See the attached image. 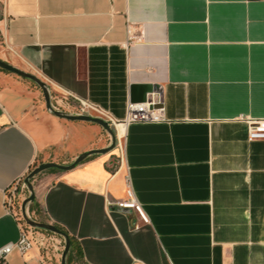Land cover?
<instances>
[{
	"label": "crops",
	"instance_id": "crops-1",
	"mask_svg": "<svg viewBox=\"0 0 264 264\" xmlns=\"http://www.w3.org/2000/svg\"><path fill=\"white\" fill-rule=\"evenodd\" d=\"M1 1L0 58L51 99L71 93L121 121L132 98L158 96L167 119L114 127L110 151L33 185L28 212L72 238L69 264H264V139L245 120L264 117V0ZM104 132L0 68V247L20 235L4 206L12 183L106 147ZM128 178L148 222L117 204ZM55 262L34 245L8 264Z\"/></svg>",
	"mask_w": 264,
	"mask_h": 264
},
{
	"label": "built area",
	"instance_id": "built-area-1",
	"mask_svg": "<svg viewBox=\"0 0 264 264\" xmlns=\"http://www.w3.org/2000/svg\"><path fill=\"white\" fill-rule=\"evenodd\" d=\"M68 95L73 96L71 93H66L56 99L52 97L53 107L60 110L67 109L66 111L75 114H86L103 118L108 121L112 127H116L119 123L126 126L133 122H162L167 120L164 115V108L161 105V101L158 96H153L141 102L130 101L127 105L126 117L120 121L114 119L107 111L88 99L73 96L76 103H72L67 97ZM245 120L248 126V139H264V117H250ZM119 148L121 154L123 155L124 145L119 144ZM28 189L25 177H19L4 193V206L7 213L17 216L21 224L19 238L14 242L7 243L0 247V264H8L10 254L15 249L22 255H25L34 245H38L41 249L47 251L50 248V245L55 248V245L61 242L60 239L55 237L54 233L30 226L23 219L20 206H18L20 211H18V213L15 212L17 209L16 197L18 196L15 192L17 191L20 195H22L28 191ZM117 204L120 207L133 208L144 222L149 221L143 205L138 201L131 187L129 178L127 197L123 200L117 201ZM29 216L31 215L29 214Z\"/></svg>",
	"mask_w": 264,
	"mask_h": 264
},
{
	"label": "water",
	"instance_id": "water-1",
	"mask_svg": "<svg viewBox=\"0 0 264 264\" xmlns=\"http://www.w3.org/2000/svg\"><path fill=\"white\" fill-rule=\"evenodd\" d=\"M0 68L16 73L22 77L28 78L34 81L35 83H37L43 91L48 109L55 115L62 117V118L69 119V120H81V121H89V122L97 123L101 125L105 130H107L111 135V142L106 147L95 148V149L85 151L79 154L76 157V159L72 163H69V164L58 163L56 161L41 162L39 165L34 167L25 177V182L28 185L30 194L22 202V205H21L22 217L30 226L37 228V229L46 230L54 234H58L64 238L65 245H64V250L62 251V255H61V264H67V257H68V253L71 248V240L68 234L65 233L63 230H61L59 227H57L53 223L46 222V221H38L32 218L31 216H29L28 207H27L28 203L33 202L36 198L32 179L38 173L44 170H47L50 168H57L59 170H68V169L75 167L78 163L82 162L84 159H86L90 155L106 153L110 151L115 146V143H116L115 129L114 127L110 125L108 121H106L103 118L90 116L86 114H75V113H71L66 110L55 109L52 105L51 91H50L49 86L43 80H41L37 75L24 71L1 58H0ZM146 92H152V90L149 89V90H146ZM131 101H133V98L131 99Z\"/></svg>",
	"mask_w": 264,
	"mask_h": 264
},
{
	"label": "rangeland",
	"instance_id": "rangeland-1",
	"mask_svg": "<svg viewBox=\"0 0 264 264\" xmlns=\"http://www.w3.org/2000/svg\"><path fill=\"white\" fill-rule=\"evenodd\" d=\"M2 7H3V3H2V1L0 0V17H1V10H2ZM5 45H4V39H3V37H2V34L0 33V49H3V47H4ZM53 97H54V99H56V98H58L60 95L56 92V91H53ZM105 136H106V138H107V140L108 141H110V138H111V135H110V133L107 131V130H105ZM40 163H36V165L34 166V167H36L37 165H39ZM33 167V168H34ZM44 171H46L47 172V170H44ZM44 171H42V172H40V173H38L34 178H33V180H32V183H33V185H36V186H38V185H41L42 183H45V181H46V179H45V176H46V172H44ZM15 194L16 195H18L17 197H16V202L18 203L19 201H20V193H18L17 191L15 192ZM19 204V203H18ZM17 210L18 211H20V209L18 208V205H17ZM29 214L31 215V217L32 218H35L36 219V217L29 211ZM40 216V215H39ZM38 216V218L36 219V220H40V219H42L43 217H39ZM43 220V219H42ZM44 221V220H43ZM55 235V237L56 238H58V239H60L61 240V242L60 243H57V245H55V248L52 246V245H50V248L47 250V251H49L50 253H54V254H56V262H55V264H61V255H62V251L64 250V245H65V243H64V238L62 237V236H60V235H58V234H54ZM46 251V250H45ZM75 264V263H74Z\"/></svg>",
	"mask_w": 264,
	"mask_h": 264
},
{
	"label": "trees",
	"instance_id": "trees-1",
	"mask_svg": "<svg viewBox=\"0 0 264 264\" xmlns=\"http://www.w3.org/2000/svg\"><path fill=\"white\" fill-rule=\"evenodd\" d=\"M49 170H54V171H60L59 169H57V168H50ZM57 227H59L58 225H56ZM61 230H63L65 233H66V231L64 230V229H62L61 227H59ZM69 236V235H68ZM70 237V236H69ZM70 240H71V248H70V251H69V253H68V257H67V263L69 264V262H70V257H71V255H72V252L74 251V242H73V240H72V238L70 237Z\"/></svg>",
	"mask_w": 264,
	"mask_h": 264
},
{
	"label": "bare ground",
	"instance_id": "bare-ground-1",
	"mask_svg": "<svg viewBox=\"0 0 264 264\" xmlns=\"http://www.w3.org/2000/svg\"><path fill=\"white\" fill-rule=\"evenodd\" d=\"M116 127H117V130H118V127H119V129H121V130H125V125L122 124V123L117 124Z\"/></svg>",
	"mask_w": 264,
	"mask_h": 264
}]
</instances>
